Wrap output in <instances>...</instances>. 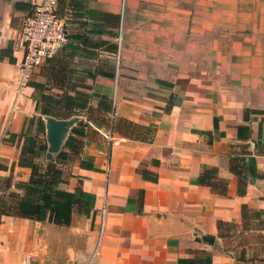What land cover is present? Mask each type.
<instances>
[{"label":"crops","instance_id":"0c3cea01","mask_svg":"<svg viewBox=\"0 0 264 264\" xmlns=\"http://www.w3.org/2000/svg\"><path fill=\"white\" fill-rule=\"evenodd\" d=\"M35 1L0 0V204L31 176L25 134L45 132L48 156L69 152L60 188L94 203L70 225L1 209L0 264H264V0H58L68 41L16 100ZM43 94L59 100L51 115ZM51 116L83 120L77 149L70 129L49 154Z\"/></svg>","mask_w":264,"mask_h":264},{"label":"trees","instance_id":"16d2710c","mask_svg":"<svg viewBox=\"0 0 264 264\" xmlns=\"http://www.w3.org/2000/svg\"><path fill=\"white\" fill-rule=\"evenodd\" d=\"M42 99L48 104L49 107H44L42 112L46 115H51L52 105L58 104L59 100H55L49 94H43ZM72 98L68 97L66 105H72ZM74 111V110H72ZM42 131H45L44 121L41 120ZM78 125L71 129L69 137L65 143L66 148L77 149L79 141L76 135H84L83 120L78 122ZM240 136L243 130H248L247 126H240ZM26 141L22 150V156L19 164L22 166L30 167L32 172L29 180L22 183L24 188L23 194H14V203L4 206L0 204V224L2 222V210L6 207L13 208L18 217L28 218L37 221L49 220L58 225H70L72 222V215L75 207L78 208L80 213L89 215L91 213L94 198L92 194L78 188L75 191H67L60 188V183L63 181V171L59 166L61 159L67 158L69 152L60 151L56 155H47L48 144L42 143L38 135H27ZM235 169V168H234ZM247 169L252 176H259L256 168L255 157L251 156L247 162ZM236 170V169H235ZM201 181L204 179L202 177ZM247 181L242 183L239 192L244 194L246 192ZM11 195V194H10ZM181 264H210L211 259L196 260L194 258H185L180 260Z\"/></svg>","mask_w":264,"mask_h":264},{"label":"built area","instance_id":"2783aa9c","mask_svg":"<svg viewBox=\"0 0 264 264\" xmlns=\"http://www.w3.org/2000/svg\"><path fill=\"white\" fill-rule=\"evenodd\" d=\"M58 0H36L31 13L25 18L22 28V46L24 57L19 63L18 77L13 81L16 89V100L23 95L34 69L42 66L54 56L57 50L68 41L65 20L60 15ZM122 35L117 38L121 50ZM120 51L118 53V58ZM110 141H114L112 128L103 132ZM108 218L106 196L98 210L99 242L105 232Z\"/></svg>","mask_w":264,"mask_h":264},{"label":"water","instance_id":"95a60500","mask_svg":"<svg viewBox=\"0 0 264 264\" xmlns=\"http://www.w3.org/2000/svg\"><path fill=\"white\" fill-rule=\"evenodd\" d=\"M77 118L73 120H61L54 117L48 118L47 136L49 142V154L60 151L71 126Z\"/></svg>","mask_w":264,"mask_h":264},{"label":"rangeland","instance_id":"374dc122","mask_svg":"<svg viewBox=\"0 0 264 264\" xmlns=\"http://www.w3.org/2000/svg\"><path fill=\"white\" fill-rule=\"evenodd\" d=\"M54 112L56 115H60V116H68V114H69V112L67 110H64L62 108H60V109L56 108ZM39 139L42 143H47L46 132H45V135L43 136V138L39 137Z\"/></svg>","mask_w":264,"mask_h":264}]
</instances>
